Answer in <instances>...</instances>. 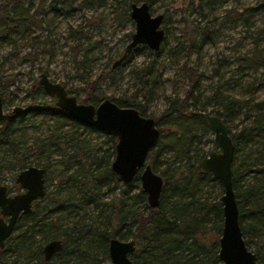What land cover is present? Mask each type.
<instances>
[{
	"label": "trees",
	"instance_id": "trees-1",
	"mask_svg": "<svg viewBox=\"0 0 264 264\" xmlns=\"http://www.w3.org/2000/svg\"><path fill=\"white\" fill-rule=\"evenodd\" d=\"M98 1L80 0L78 6L89 7ZM139 1L142 0H119L127 11L130 2ZM144 1L150 6L154 0ZM218 1H198L201 8L198 16L203 22L191 26L187 58L177 68L176 76L184 85L182 95L168 97L155 120L160 128L159 138L169 137L170 147L176 149L170 158L161 160L163 149L158 140L147 153L151 169L162 177L157 206H148L140 185L132 182L138 179V174L132 181L123 183L111 170L115 137L68 117L50 101L36 78L24 94L27 100L24 111L17 115L0 114V181L4 170L17 171L33 161L45 169L44 178L54 185L52 191L44 192L34 200L29 213L19 216L14 226L17 231L8 236L0 248V264H101L103 259L108 260L107 243L111 236L135 241V249L129 254L134 264H221L216 255L222 221L221 185L199 167L200 157L209 150L197 144L194 129L183 122L193 119L207 130L203 115L189 114L190 110H202L217 114L228 128L240 108L250 102L222 89L220 82L206 92L200 82L201 70L188 57L191 52H199L204 43L213 41L214 33L209 25L215 18L211 11ZM32 2H0V43L18 45V38L28 36L27 23L40 25L43 22L41 29L51 31L49 24L56 20L60 7L70 4L69 0H48L47 10L42 13L45 16L51 12V16L37 20L36 10L28 12ZM191 4L195 2L191 1ZM258 7L264 10V0ZM70 13L67 10L61 14ZM81 27L77 25L69 31V34L74 31L72 36L77 39L71 49L80 47L78 40L83 36L87 38ZM46 35L38 33L28 37V46L38 50L30 52L28 49L22 58L32 59L42 50L40 46L43 48L51 43V39L43 38ZM38 36L41 40L35 46L32 38ZM263 50L252 46L249 54L240 58V66L264 69ZM158 51L149 49L153 54ZM15 54L9 51L1 60ZM86 55L83 51L80 58H73L75 67L79 71L81 68L78 73L81 79L90 71L86 63L91 60ZM158 64L155 66L154 60L150 59L131 66L128 72L133 78L132 94L112 100L120 106H133L140 114L150 115L145 112L144 105L151 100L159 82L157 76L161 70ZM117 67L110 68L106 74L114 73ZM38 71L47 74L45 67H39ZM223 73L219 66L208 68L209 76L220 79ZM110 76L112 78V74ZM32 85L35 87L31 89ZM81 100L96 103L99 97L91 92ZM253 107L256 112L248 124H241L234 132L228 128L233 141L231 182L245 244L255 252L256 264H264V98L255 100ZM36 118L50 120V127L45 133L33 134L28 141L26 128L35 125ZM65 124L70 128H64ZM77 126L99 130L102 135L99 144L90 143L83 129L78 130ZM161 161L165 163L162 168L159 167ZM53 168L57 171L53 172ZM211 189L214 196L209 198L205 192ZM52 238L60 239L61 248L45 261L41 246Z\"/></svg>",
	"mask_w": 264,
	"mask_h": 264
},
{
	"label": "rangeland",
	"instance_id": "rangeland-1",
	"mask_svg": "<svg viewBox=\"0 0 264 264\" xmlns=\"http://www.w3.org/2000/svg\"><path fill=\"white\" fill-rule=\"evenodd\" d=\"M4 1L6 0H0L1 3ZM47 1L33 0L28 12L36 10L35 19L38 20L43 16L42 12L47 10ZM79 1L69 0L70 4L67 3L60 7L56 20L54 19L49 24L51 31L41 29L43 22L40 23L41 26L27 23L28 36L18 38V45L0 43V95L3 99V111L12 109L14 106L25 105L27 100L24 94L32 84L33 78L37 79L39 67H45L48 76L53 80L64 83L69 89L75 90L78 98L82 99L87 94L95 92L100 100L103 97L113 99L131 95L134 84L128 70L133 65H141L153 59L154 65L159 63L160 66L161 71L157 76L159 82L154 87L151 100L144 107L145 112L156 120L167 103L168 97L182 95L184 85L176 76L177 68L182 60L187 58L185 53L191 26L198 24V21L203 22V19L198 16V11L201 9L197 4L199 0H154L149 6L151 11L161 12L164 19L161 22L164 37L158 53H150L144 44L138 45L132 56L109 75L106 72L109 71L112 61L121 53L127 42L129 33L134 28L133 22L119 0H99L89 7H79ZM191 1L195 4L192 5ZM260 3L261 0H219L214 10L211 11V14L215 16L212 24L209 25L214 33L213 41L204 43L199 52H191L188 56L198 67L197 69L201 70L200 82L206 92L220 82L223 83L222 89L241 100H250L249 105L241 107L235 118L228 124L232 132L237 131L241 124L250 122V118L256 112L253 107L254 101L264 98V69L245 67L244 64L240 66L239 62L241 57L249 54L252 46L256 45L264 49V10L258 7ZM67 10L71 13L61 14ZM50 16L51 12H47L43 17L47 19ZM77 25L82 26L81 29L87 38L83 36L81 40H78V42L81 41V45L75 50L71 49L77 41L76 37L72 36L75 32L72 31V34H69V31L77 28ZM38 33L47 34L43 38L51 39V43L43 45V48L39 45L42 50H39L32 59L22 58V54L28 49L30 52L38 50L28 46V37ZM32 40L36 46L41 36L32 38ZM9 51L16 54L11 55L7 60H1L2 55ZM83 51L87 52L86 56L91 61L86 63L90 71L81 79L78 75L81 68L79 71L75 67L76 62L73 58H80ZM210 66H219L224 72L222 78L209 76ZM207 109L210 107L208 106ZM183 122L189 123L194 129L197 135L194 138L198 145L207 150L214 149L212 132L209 128L204 130L200 122L193 119L183 120ZM49 127L50 120L36 118L35 125H29L26 128L25 135L29 141L33 134L45 133ZM63 127L70 128L68 124ZM77 129H83L84 136L90 143L99 144L102 136L99 130H86L81 126H77ZM158 140L163 149L160 159L170 158L176 150L170 147V138L162 136ZM30 163L34 164L33 161ZM164 164L161 161L159 167L162 168ZM56 171L57 168H53V172ZM15 172L16 170L2 172L0 182L10 186L9 193L19 192V185L13 180ZM53 172H50L51 175ZM46 175L49 173L47 172ZM132 182L139 184L138 179ZM53 189L54 185L50 179H45V192ZM213 194L212 189L205 192L209 198L214 196ZM109 263V258L101 261V264Z\"/></svg>",
	"mask_w": 264,
	"mask_h": 264
},
{
	"label": "water",
	"instance_id": "water-1",
	"mask_svg": "<svg viewBox=\"0 0 264 264\" xmlns=\"http://www.w3.org/2000/svg\"><path fill=\"white\" fill-rule=\"evenodd\" d=\"M149 8L144 0L130 2L129 17L134 28L121 54L113 60L112 67L125 59L138 44H144L151 50L159 49L164 36V29L161 27L163 14L153 13ZM37 80L48 95L55 96L56 106L64 109L74 119L115 137L111 170L123 183L132 181L138 174L139 185L145 193L148 206H157L162 177L151 169L146 159L147 153L155 147L160 135V128L153 116L140 114L133 106H120L108 97H103L96 103L77 101L74 94L66 93L63 84L50 79L45 72H40ZM19 108L20 106H14L13 110ZM189 114L203 115L212 132L214 149L201 156L198 165L221 185L219 201L222 221L217 241V258L221 264H256L255 252L246 246L238 222V208L231 182L233 141L227 125L213 112L190 110ZM13 179L24 190L8 194L6 184L0 183V247L12 232L18 213L30 211L31 201L43 196L45 192L42 166L27 164L15 172ZM5 215L6 221L3 218ZM60 248L59 238L45 241L41 247L43 258L48 259ZM133 250L132 238L120 239L111 236L108 239L107 254L111 264H134L129 258V253Z\"/></svg>",
	"mask_w": 264,
	"mask_h": 264
},
{
	"label": "flooded vegetation",
	"instance_id": "flooded-vegetation-1",
	"mask_svg": "<svg viewBox=\"0 0 264 264\" xmlns=\"http://www.w3.org/2000/svg\"><path fill=\"white\" fill-rule=\"evenodd\" d=\"M150 9V8H149ZM128 15H129V10H128ZM130 18V17H129ZM131 19V18H130ZM162 19H163V16H162ZM132 20V19H131ZM133 22V21H132ZM161 22H162V20H161ZM132 32V31H131ZM130 32V33H131ZM130 33H129V35H130ZM129 39V38H128ZM128 41V40H127ZM126 44V43H125ZM138 45H141V44H138ZM137 46V45H136ZM135 46V47H136ZM146 46V45H145ZM134 47V48H135ZM124 48V47H123ZM134 48H132V50L129 52V54L131 53V52H133L134 51ZM123 50V49H122ZM122 52V51H121ZM121 54V53H120ZM119 54V55H120ZM129 54L126 56V58L129 56ZM118 55V56H119ZM117 56V57H118ZM116 57V58H117ZM123 59L122 61H120L118 64H116L115 66H110L111 68H114V67H116V66H119V65H121L124 61H126L127 59ZM115 59V58H114ZM113 62V61H112ZM112 64V63H111ZM41 72H43V71H41ZM40 73V72H39ZM48 75V74H47ZM49 77V76H48ZM38 78V77H37ZM50 78V77H49ZM50 79H52V78H50ZM53 80V79H52ZM37 82H38V80H37ZM61 83V82H60ZM36 84V83H35ZM34 84V85H35ZM38 84H40V83H38ZM61 84H63V86H64V88H65V91H66V93L67 94H74L75 95V97H76V99H77V101H80V102H83L80 98H78V96H77V94H76V92H75V90H71V89H69L64 83H61ZM34 85H32L30 88L32 89L33 87H35ZM42 87V86H41ZM29 88V89H30ZM43 89V88H42ZM44 90V89H43ZM45 94L47 95V97L50 99V101L55 105V103H54V100H55V96L54 95H48L46 92H45ZM1 96V95H0ZM1 100H2V112L0 113V114H3V113H9V114H19V113H22L23 111H24V109H25V105H18V106H20V108L19 109H14L13 110V108L12 109H9V110H7V111H3V99H2V96H1ZM56 106V105H55ZM58 107V106H57ZM59 108V107H58ZM61 109V108H60ZM65 113H66V115L68 116V117H71V118H73L72 116H70L69 114H67V112L64 110V109H62ZM74 119V118H73ZM76 120V119H75ZM80 123H82L81 121H79ZM14 177V176H13ZM44 177H45V169H44ZM14 180V179H13ZM15 182V181H14ZM0 183H2V182H0ZM16 183V182H15ZM5 184V183H4ZM18 184V183H17ZM44 184H45V178H44ZM19 185V184H18ZM9 189H10V186H8V185H6V192L8 193V194H15V193H9L10 191H9ZM24 189H22L20 186H19V192H22ZM19 192H16V193H19ZM39 198V197H38ZM37 198H35V199H33L32 201H31V209H30V211L32 210V206H33V202H34V200H36ZM30 211H28V212H25V213H21V212H19L18 213V215H17V218H16V221H17V219L19 218V216H21V215H23V214H26V213H29ZM3 218H4V220L6 221L7 220V216L5 215V216H3ZM16 221H15V223H16ZM15 223H14V226H15ZM13 232H14V227H13V230H12V232L8 235V236H10L11 234H13ZM7 236V237H8ZM6 237V238H7ZM6 238L4 239V242H3V246H4V243H5V240H6ZM43 245V244H42ZM218 245V244H217ZM2 246V247H3ZM2 247H0V248H2ZM42 247V246H41ZM134 249H135V241H134ZM59 251V250H58ZM55 252H57V251H55ZM54 252V253H55ZM133 252V251H132ZM131 252V253H132ZM53 253V254H54ZM52 254V255H53ZM130 254V253H129ZM52 255L48 258V259H44L43 258V253H42V251H41V256H42V259L43 260H45V261H47V260H49L51 257H52ZM130 258V257H129ZM219 260V259H218ZM132 261V260H131ZM220 261V260H219ZM133 262V261H132Z\"/></svg>",
	"mask_w": 264,
	"mask_h": 264
}]
</instances>
